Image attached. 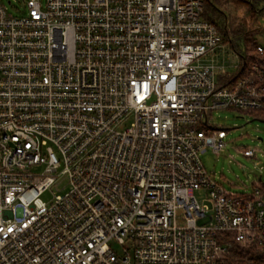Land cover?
<instances>
[{"label": "built area", "instance_id": "2783aa9c", "mask_svg": "<svg viewBox=\"0 0 264 264\" xmlns=\"http://www.w3.org/2000/svg\"><path fill=\"white\" fill-rule=\"evenodd\" d=\"M26 7L0 0V264H227L243 240L264 264V184L201 160L215 112L264 109V45L236 52L206 0Z\"/></svg>", "mask_w": 264, "mask_h": 264}, {"label": "rangeland", "instance_id": "374dc122", "mask_svg": "<svg viewBox=\"0 0 264 264\" xmlns=\"http://www.w3.org/2000/svg\"><path fill=\"white\" fill-rule=\"evenodd\" d=\"M1 1L14 16L28 12L26 0ZM263 7L264 4L260 8ZM228 10L231 13L230 21L235 25L247 21L246 17H242L243 13L237 11L234 6ZM260 23L264 26V12ZM260 42L264 45V42ZM213 116L215 123L227 132L226 146L220 153L209 150L202 155L205 169L231 193L252 192L257 185L264 184V119L240 110L217 111ZM246 148L254 149L256 156L252 159L244 157L243 150ZM63 187L64 185L60 186L61 191L51 188L43 195V199L50 202L55 195L64 193ZM196 194L200 200L203 199L199 192ZM114 248L119 253L122 250L116 243Z\"/></svg>", "mask_w": 264, "mask_h": 264}, {"label": "trees", "instance_id": "16d2710c", "mask_svg": "<svg viewBox=\"0 0 264 264\" xmlns=\"http://www.w3.org/2000/svg\"><path fill=\"white\" fill-rule=\"evenodd\" d=\"M263 4L264 0H206V16L220 28L223 37L236 52L245 58H253L260 41L264 42V26L260 23L264 12V7H260ZM231 6L243 13L242 17H246L247 21H241L237 25L232 23L228 10ZM250 112L264 119V109ZM257 245L258 243L249 240L237 243L229 252L227 264H260L262 254Z\"/></svg>", "mask_w": 264, "mask_h": 264}]
</instances>
